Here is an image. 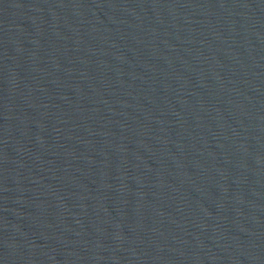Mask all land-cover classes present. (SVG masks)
I'll list each match as a JSON object with an SVG mask.
<instances>
[{
    "label": "water",
    "instance_id": "water-1",
    "mask_svg": "<svg viewBox=\"0 0 264 264\" xmlns=\"http://www.w3.org/2000/svg\"><path fill=\"white\" fill-rule=\"evenodd\" d=\"M0 264H264V0H0Z\"/></svg>",
    "mask_w": 264,
    "mask_h": 264
}]
</instances>
